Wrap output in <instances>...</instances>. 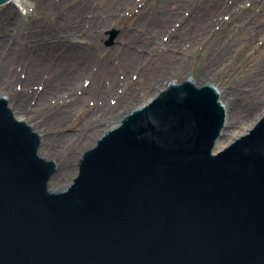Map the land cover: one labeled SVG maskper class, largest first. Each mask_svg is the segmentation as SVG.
<instances>
[{
	"label": "water",
	"instance_id": "water-1",
	"mask_svg": "<svg viewBox=\"0 0 264 264\" xmlns=\"http://www.w3.org/2000/svg\"><path fill=\"white\" fill-rule=\"evenodd\" d=\"M121 122L53 191L57 161L0 99V264H264V116L214 153L223 107L185 80Z\"/></svg>",
	"mask_w": 264,
	"mask_h": 264
},
{
	"label": "bare ground",
	"instance_id": "bare-ground-1",
	"mask_svg": "<svg viewBox=\"0 0 264 264\" xmlns=\"http://www.w3.org/2000/svg\"><path fill=\"white\" fill-rule=\"evenodd\" d=\"M49 1L51 2L49 6L53 10L58 11L59 5L52 3L53 0ZM68 1L61 0L60 2L64 4ZM90 1L92 2V0ZM138 2L140 0H120L109 2L107 6L102 5L98 9L92 7L89 4L90 2H87L77 10L79 13L78 19L83 17L86 24H89V26H92L96 30L101 29L103 31L107 29L106 22L108 21L112 22L110 24H115L130 14L137 17L136 21H133V25L144 29L140 35H137L138 32L135 30H130L128 34L120 36L118 46L113 45L105 48V52L110 50L105 58L106 62H109V54L116 52L120 56L119 60L126 67L121 79L118 74L119 72L116 70L118 63L115 64L114 62V67L111 68L104 60L100 61L98 49L85 48L79 43L71 45L72 42L68 38V41L60 40L58 44L53 43L51 46L48 45V49L46 50H44L43 39H40L39 42L32 44L25 50L26 52L30 51V56L32 55V58L26 61L23 60L22 49L18 52H13L12 46L7 45V41L0 49V52H2L0 59L2 58V64L7 70V74H3V69L0 70V94L7 95L10 98V101L7 100V103L10 105L12 114L18 120L22 119L21 121H24L31 128L34 127V133L42 136L39 151L42 158H55L57 157L56 155H62L67 150L80 147L91 135H104L105 132H100L99 130L110 122L109 119L112 116H116L118 113L116 107L118 106L120 109H123L130 103L128 93L123 92L119 94L115 82L119 81L118 86L124 84L123 87L127 88L128 92L137 84H141L138 82L139 78H145L146 81L138 86H143V91L153 89L155 84L157 86L160 81L178 72L179 64L184 60L185 53L200 51L204 48L203 37L207 35L208 31L210 34L217 26L212 24L215 17L211 21L210 18L218 12L227 15V17L223 15V18L225 17L223 19L224 22L220 23V25L225 26L222 31L224 33L230 32V39L233 38L232 32H234L236 38L232 39L228 43V46L223 48V51L219 53V49L222 47V44H220L221 38H219L221 34L214 32L216 35L214 44L216 45L214 47L211 44L210 46H206H209L208 51H211L212 48L213 50L210 52L209 59L206 61L207 64L201 71L199 79L195 80L186 77L187 80H191L197 86L211 85L218 92V99L224 108L226 121L222 137L217 143V149L221 150L224 148L223 139L226 135L231 138L238 133L247 132V129L238 132L236 130L247 124L251 119L253 120L254 114H257L259 111V116L264 114V38L262 42L252 45L259 35L264 36V0H219L215 4L207 3L205 10H199L195 13L194 19L197 23L195 29H190L187 23L188 18L192 14L186 19L189 6L193 4L192 1L190 3V0H174L175 3L172 8L169 5H162L160 8H153L154 13L151 12L148 16L149 12L145 14V10ZM148 2L150 3V0ZM100 11L106 15L103 17L98 15ZM87 12L94 15L97 14V17L94 18L95 16L93 15L94 19L92 18V21L88 20L86 16ZM63 15L65 21L71 22L73 20L67 17L66 12ZM216 19L220 22L219 17ZM76 24L74 31L80 32L83 23L79 21ZM200 25L206 28L203 29ZM10 29L8 26L3 28L2 33L4 36L9 34ZM180 30H186L188 33L193 31V34L190 38L189 34H187L186 38L188 39L186 40L185 36L179 33ZM217 35L219 36L217 37ZM101 37L103 36L97 35L96 39H100ZM146 37H149V43L144 48L151 49L150 53H153L155 58L161 55L166 59L161 69L150 70L149 67L152 66V63L149 62L145 55L137 53L138 51L140 52L138 49H144L141 44L142 40ZM166 38L169 40L168 42L173 43L172 46L169 43L163 42ZM181 43H184L185 47L179 48L178 45ZM197 43L200 46H196ZM215 48L217 49L215 50ZM57 49H59L58 52L56 51ZM42 50L43 53H40ZM204 52H206L205 49ZM248 56L253 59L250 62L247 61L248 63H245L247 60L245 59L242 66L245 69L243 71L242 69L240 70L241 72H246L247 76H244L242 80L237 79L234 81L236 79L234 73L237 70L235 68L237 61ZM83 58L86 61L82 70L74 72L70 77L62 75L58 78L54 76L53 72L63 67L66 62ZM20 61H24L27 65L24 67V70L22 68L21 79H18L19 83L14 86L13 82L15 77L17 78V72L14 70V67ZM96 62L98 64L96 65L97 69L95 72L92 65ZM138 63H141V66H143L139 67ZM165 64H168L170 67L165 66ZM218 64L220 65L218 66ZM255 67L257 69L256 75L249 78L248 73ZM114 68L115 70L112 72L111 69L113 70ZM127 69H130V71L126 72ZM44 71L45 74H42L43 79L41 82L35 84L40 79L41 72ZM48 71L50 72L49 76ZM131 72H133V75L130 78ZM148 72L151 73L148 74ZM8 73L10 74L8 75ZM135 75L138 78L134 82ZM4 76L6 77V81H3ZM82 76L90 79L91 85H85L84 82L82 85H79L78 83H80ZM228 76L231 78L227 80ZM79 77L80 79L76 81ZM84 79L87 80L86 78ZM104 79L105 81L103 82ZM121 81L124 83H121ZM107 82H110L109 86ZM231 82H234V84L230 85ZM12 85L14 89L17 88L20 91L18 97L14 99L12 98ZM1 95L0 97H2ZM110 95L118 97L119 102L117 106H108L109 102L106 104L105 101L108 100ZM121 97L126 98L121 99ZM89 98L93 102H97L94 104L101 113L85 121L84 117L92 112L88 111L87 108L86 100ZM43 103L52 105L53 108L48 110L40 109L38 106L43 105ZM46 114L50 116L48 115L45 118ZM75 114L83 115L76 118ZM120 123L122 122L119 121L114 126H106L105 129L119 127Z\"/></svg>",
	"mask_w": 264,
	"mask_h": 264
},
{
	"label": "rangeland",
	"instance_id": "rangeland-1",
	"mask_svg": "<svg viewBox=\"0 0 264 264\" xmlns=\"http://www.w3.org/2000/svg\"><path fill=\"white\" fill-rule=\"evenodd\" d=\"M61 0H53L52 3L59 5V10L55 11L53 10L49 4H51V2L49 0H16L14 3H10L4 6L0 7V49L4 46V44L7 43V45H11L12 46V50L13 52H18L20 49H22L23 51V60H30L32 58V55L30 56V51H25L26 49H28L32 44H35L37 42H39L40 39H43V43H44V50L48 49V45L51 46L53 43L54 44H58L60 42V40H66V41H71V45L75 44V43H79L82 46H84L85 48H89V49H98L100 52V61L104 60L108 55V52L110 50H108L107 52H105V48L110 47V46H118V39L120 38V36L128 34V32L130 30H135L136 32H138L137 35H140L143 32V28H138V26L136 27L135 25H133V21H136L137 17H135L134 15H127L125 17H123L118 23L115 24H110L111 21L106 22V26L107 29L106 30H101V29H95L92 26H89V24H86L84 22L83 17H80L78 19L79 13H78V8L81 6L83 7V5H85L87 2H90L89 4L92 5V7L94 8H100V6L105 5L107 6V4L109 2H117L120 0H92V2L90 0H69L67 3L62 4L60 2ZM146 1V2H144ZM193 2V4H191V6H189V11H188V15L186 16V19L188 18V26L190 27V29H195L197 26V23L194 19V16H196V12L197 11H202L205 10L207 8V3L210 4H215L217 3L219 0H190ZM197 1V2H196ZM229 1V0H227ZM139 5L145 10V14L150 15L151 12L154 13V9L153 8H160L162 5H169L170 8H172L173 4L175 3L174 0H150V3L148 2V0H140V2H138ZM214 7V6H213ZM185 8V7H184ZM222 11V10H221ZM64 12L67 13V17H70L71 19H73L71 22L69 21H65L64 20ZM156 12V11H155ZM91 14L89 12L86 13V16L88 17V20H91L94 16V18L97 17V14ZM98 15H100L101 17L105 16L106 14H104V12L100 11L98 13ZM223 15H226L225 13L222 14L220 12L215 13L211 18L210 21L214 18L212 24L217 25L213 31L209 34V31L207 33L206 36H204V48L201 49L200 51H191L189 53H185L184 55V60H182L180 62V66H179V70L176 73H173L171 75H169V77L165 80L160 81L157 86H153V89H151L150 91H143V86L139 87L138 85H142L146 80L145 78H139L138 82H140L141 84H137L136 86H134L133 88H131L128 92H127V88L123 87L124 84H121V86H118L119 81L115 82V86L116 88L118 87V93L122 94L123 92L128 93V97L130 98L129 101V105L123 109H120L117 104L119 102V99L116 95H110L108 97V100H106V104L109 102L108 106H117L116 107V111L118 112L116 114V116H112L111 119H109V123L107 125H105L104 127H102L99 131L100 132H106L107 129L106 126H114L117 123H119V121H121L122 117L124 115H126L130 110L134 109L135 107H138L148 101H150L153 97H155L156 95H158V93L160 92V90H163L169 83H171L172 81H178V82H182L184 80H186V77H190L193 78L195 80H198L201 74V71L205 68L206 66V61H208L209 56H210V52L208 51V47L213 45V47L216 45L214 44V39L216 37V35L214 34V32L220 33L221 35H217V37L219 36V38H221L220 44H222V47L219 49V53L223 51V48H225L226 46H228V43L230 41H232V39L236 38L234 32H232V36L233 38H229V33L230 32H226L224 33L222 30L224 29V25H220V23L224 22L223 19ZM85 16V18L87 19V17ZM135 17V18H134ZM220 18V22L216 19V18ZM227 17V15H226ZM93 18V19H94ZM92 19V20H93ZM91 20V21H92ZM82 22L83 25L80 28V32H75L74 28L77 25L76 23ZM209 21V22H210ZM215 21V23H214ZM112 23V22H111ZM173 24V23H171ZM6 26L10 27V31L9 34L7 36H4L3 32V28H5ZM200 27H202L203 29H205V26L200 25ZM138 29H140L138 31ZM156 32V30H155ZM179 33L183 36H185V39L187 40L188 38H186L187 34H189V38L192 36L193 31H190L189 33L186 30H180ZM185 33V34H184ZM98 36H103L100 39H96V37ZM121 36V37H122ZM68 38V40H67ZM206 38V39H205ZM264 36L263 35H259L252 43V45H255L259 42L263 41ZM202 39V38H200ZM258 40V41H257ZM7 41V42H6ZM158 41V40H156ZM169 40L166 38L163 40V42H166L167 44L169 43V45L172 46V42H168ZM6 42V43H5ZM149 43V37H146L142 40V44L141 46L144 48V46H146V44ZM219 44V43H218ZM70 45V46H71ZM207 45H209L208 47H206ZM185 47L184 43H181L178 45L179 48L181 47ZM196 46H200L199 43H197ZM84 48V49H85ZM73 51L74 49L71 48ZM204 49L206 52H204ZM217 48H215L216 50ZM59 49H57L56 51L58 52ZM140 50V52L138 51L137 53L140 55H145V57L148 58L149 62L152 63V66L149 67L150 70L152 69H161L164 65V62L166 61V59H164L161 55H159L157 58H155V56L153 55V53H150L151 49H138ZM60 52V51H59ZM75 52V51H74ZM0 56L2 55V52H0ZM43 53V50L40 52ZM39 53V54H40ZM30 56V57H29ZM166 58H168L166 56ZM120 56H118V53L113 52L109 54L108 57V61L106 62L108 63V65L113 68L114 67V62L115 64L118 63V65H116V70L119 72V77L121 79V77H123V72L124 69L126 68L123 64L122 61L119 60ZM245 59H247L245 61ZM253 58L252 57H247L244 58L240 61H237L236 63V72L234 73V77L236 78L234 81H236L237 79H241L244 76H247L246 72H241L240 70L242 69V71L245 69L242 68L244 61L245 63L248 61L250 62ZM24 61H20V63L18 65H16L14 67V70L17 72V78L15 77V80L13 82L14 86L17 85L19 83L18 79H21V72H22V68L24 70V67H26V63H24ZM84 58L83 59H78V60H73L72 62H66L63 67L59 68L57 71H54L53 74L54 76L60 78L62 75L63 76H69L71 74H73L74 72H77L79 70L83 69V66L85 64ZM2 58L0 59V70L3 69L2 71H4L3 74H7V70L4 67V65L2 64ZM90 62V61H89ZM247 62V63H248ZM88 63V62H86ZM98 64V62L94 63V65H92V68L94 69V71L96 72V65ZM220 64H218L219 66ZM138 66H141V63H138ZM143 66V65H142ZM141 66V67H142ZM165 66L170 67L168 64H165ZM115 68L111 71L114 72ZM148 70V71H150ZM130 69H127L126 72H129ZM256 67L248 73L249 78H252L254 75H256ZM48 76H49V71L47 72ZM151 72H148V74ZM154 73V71H153ZM10 73H8L9 75ZM42 74H45L44 72H41L40 74V81H36L35 84H39L41 82V80L43 79ZM7 75V76H8ZM133 75V72H131L130 74V78ZM6 76V75H5ZM3 77V81H6V77ZM47 76V75H46ZM81 76V75H79ZM84 78H86L87 80H85ZM130 78H128L130 81H132ZM138 76L135 75L134 76V82L137 80ZM231 78L230 76H228L227 80ZM80 79V77L76 80L78 81ZM84 80V81H83ZM105 81V79L103 80V82ZM84 82L85 85H91L90 79H88L85 76H82L80 83H78L79 85H82V83ZM111 82V81H110ZM110 82H107V85H110ZM3 83V82H2ZM9 83V82H8ZM121 83H124L123 81H121ZM234 82H231L230 85H233ZM134 85V84H133ZM132 85V86H133ZM38 86V85H37ZM37 86H35V88H37ZM40 86V85H39ZM13 85L11 87V91L13 92V96L12 98H17L19 95V92L17 90V88H15L13 90ZM249 90V89H248ZM221 91V90H220ZM1 95V94H0ZM2 97H5L7 100L10 101V98L7 95H1ZM126 97H121V99H124ZM87 108L88 111H92L90 112L91 114L87 115L86 117H84L85 121L91 119L93 116L95 117L97 114H100L101 111L98 110L97 106L94 103L97 102H93L91 98L87 99ZM220 102V100H219ZM221 103V102H220ZM45 103H43V105L38 106L40 109H51L53 108L52 105H47ZM10 106V105H8ZM130 108V109H129ZM264 111V110H263ZM260 111L257 114L253 115V120L251 119L250 121L247 122V124H245L244 126H241L238 131H243V130H249L251 129L258 121L259 119H261L264 114H262V116H259ZM49 114H46L45 118L48 116ZM76 118H79L80 116H82L83 114H75ZM50 116V115H49ZM22 120V119H21ZM73 122V121H72ZM72 124V123H70ZM250 125H252L250 127ZM33 126V125H32ZM250 127V128H249ZM105 129V131H104ZM65 131V130H64ZM247 132H242V133H238L233 137H229L226 135V137L223 139V144H225L224 146L226 147V145H229L232 141H234L236 138L240 137L243 134H246ZM101 136V135H100ZM100 136L96 135H91L89 136L80 147H74V149H70L65 151L62 155H56L57 157L55 158H50V160H54L57 161L58 163V168H59V173L60 175H58L57 177L53 178L50 185H51V189L52 190H59L61 188H64V186L69 184V181H72V179L76 176L77 173V164L78 161L80 159V155L81 153H83L85 150L89 149L92 147V145L97 141V139L100 138ZM42 141V139H41Z\"/></svg>",
	"mask_w": 264,
	"mask_h": 264
}]
</instances>
